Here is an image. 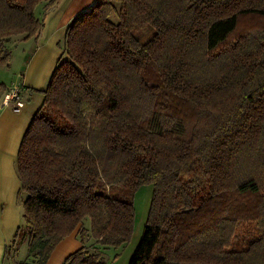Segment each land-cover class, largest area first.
Listing matches in <instances>:
<instances>
[{
    "label": "trees",
    "instance_id": "trees-1",
    "mask_svg": "<svg viewBox=\"0 0 264 264\" xmlns=\"http://www.w3.org/2000/svg\"><path fill=\"white\" fill-rule=\"evenodd\" d=\"M42 1L0 0V67ZM62 53L18 148L6 258L24 243L46 264L76 230L62 264H105L151 185L128 264H264V0H95Z\"/></svg>",
    "mask_w": 264,
    "mask_h": 264
},
{
    "label": "crops",
    "instance_id": "crops-1",
    "mask_svg": "<svg viewBox=\"0 0 264 264\" xmlns=\"http://www.w3.org/2000/svg\"><path fill=\"white\" fill-rule=\"evenodd\" d=\"M79 12L81 13L77 11L64 23L58 24L54 31L43 38V41L40 32L27 40L19 38L20 42L25 41V43L32 39L33 49L24 55L17 79L13 80V83L6 85L0 81L5 86L4 89L0 88V264H24L16 258L11 260L5 256L6 247L11 244L18 226L22 223V205L18 196L20 179L16 170V156L22 136L43 101V94L39 90L45 89L57 61L63 56L66 28L80 15ZM35 14L40 19V13L38 14L36 9ZM12 59L11 51L9 64L0 69L12 65ZM1 76H3L2 72H0V79ZM14 85L20 87V99L23 101V106L18 111L14 110L13 101L7 104L2 103L5 94ZM86 226L89 227L87 222ZM135 233L123 249L111 247L109 251L107 250L108 253L105 251L104 257L108 255L105 264H128L141 235L139 231L136 235ZM92 242L93 239L88 241V243ZM81 246L82 242L75 230L57 244L46 264H62L69 254Z\"/></svg>",
    "mask_w": 264,
    "mask_h": 264
},
{
    "label": "rangeland",
    "instance_id": "rangeland-1",
    "mask_svg": "<svg viewBox=\"0 0 264 264\" xmlns=\"http://www.w3.org/2000/svg\"><path fill=\"white\" fill-rule=\"evenodd\" d=\"M94 1L95 0H56L53 4H48L44 1L40 2L36 7V12L38 14L40 13V20L43 22V27L40 30L42 41L43 38L47 37L52 31L55 30L58 24L64 23L71 15H73V13H76L77 11H81L82 13V11L86 10ZM21 37L22 35L11 37L8 46H10L13 55L12 65L0 69V72L3 73L0 81L4 82L6 85H9L13 80L17 79L18 69L21 67L24 61V55L33 49L32 39L31 41L25 43V41L20 42L19 38ZM151 191V185H144L136 193V219L134 226V232L136 233L139 231V233L142 234L143 225L149 207ZM23 197L24 195L20 196V199ZM108 251L106 253H108ZM26 255L27 245L23 243L18 247L15 257L18 261H23L24 264H30L32 260L31 258H27ZM107 258L108 255L104 257L105 260H107Z\"/></svg>",
    "mask_w": 264,
    "mask_h": 264
},
{
    "label": "built area",
    "instance_id": "built-area-1",
    "mask_svg": "<svg viewBox=\"0 0 264 264\" xmlns=\"http://www.w3.org/2000/svg\"><path fill=\"white\" fill-rule=\"evenodd\" d=\"M20 88L17 85H14L11 90L7 94H5V97L3 99L4 104H7L9 101L14 102V110L18 111L23 106V101L20 99Z\"/></svg>",
    "mask_w": 264,
    "mask_h": 264
}]
</instances>
